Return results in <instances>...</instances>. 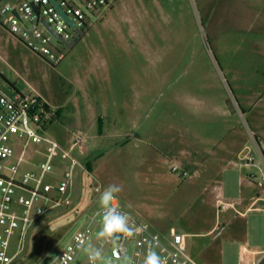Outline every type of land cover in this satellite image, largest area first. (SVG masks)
Instances as JSON below:
<instances>
[{
	"label": "rangeland",
	"instance_id": "obj_1",
	"mask_svg": "<svg viewBox=\"0 0 264 264\" xmlns=\"http://www.w3.org/2000/svg\"><path fill=\"white\" fill-rule=\"evenodd\" d=\"M6 24L0 17V87L10 95L34 90L56 117L55 107L64 105L43 133L58 146L43 184L55 189L69 183L64 195L69 205L47 208L21 242L20 229L13 232L8 255L19 251L11 264H50L85 215L99 209L98 197L110 183L122 186L119 205L150 232L185 233L186 251L197 262L239 264L246 245L257 252L255 264H264V202L244 216L214 206L211 194L219 188L228 200L254 192L238 186L235 170L206 175L191 164L202 161L196 150L216 130L207 124L214 121H201L182 104L184 88L199 93L200 83L215 97V76H264V0H115L88 16L82 36L64 48L56 66L12 37ZM76 140L79 144L69 150ZM49 151L46 143H31L17 178L38 176ZM19 153L15 146L11 164ZM173 165L178 172H171ZM54 189L47 202L35 206H51L59 197ZM11 211L22 213L16 206ZM212 227L216 231L206 234ZM102 250L104 261L98 264L114 263L109 248ZM131 250L129 245L128 258ZM71 264H87L85 252Z\"/></svg>",
	"mask_w": 264,
	"mask_h": 264
},
{
	"label": "built area",
	"instance_id": "obj_2",
	"mask_svg": "<svg viewBox=\"0 0 264 264\" xmlns=\"http://www.w3.org/2000/svg\"><path fill=\"white\" fill-rule=\"evenodd\" d=\"M114 1L55 0L73 26L55 8L51 0H0V17L5 18L6 30L12 37L50 65L56 66L64 57V48H67L63 42H70L75 37L77 29L83 31L87 27L90 14H99L103 9L110 8ZM55 119L56 114L48 102L34 90L10 95L0 87V264H11L18 254L19 250L13 255H8L10 239L15 230L20 229L21 242L29 224L47 208L69 205V198L64 197L68 182L61 183L55 189L43 184V176L51 170L50 157L53 151L58 149L57 144L45 138L43 133ZM42 142L50 146V151L47 161L41 165L39 175L24 174L18 179V167L25 149L31 143ZM79 142L80 140L74 141L69 150ZM15 146L20 148V153L15 164H11L9 160L14 154ZM255 149L256 154L247 147L241 150L235 165L256 172L249 174L247 179L258 189V193L252 198L251 206L260 210L255 206L259 202H264V143L256 140ZM64 154L68 156L69 152L65 151ZM178 171L176 165L171 167V172ZM180 174L182 177L188 176L185 171H181ZM53 189L57 191L59 197L52 200L51 206H35L40 200L47 202L46 194ZM95 190L99 191V188L96 187ZM114 203L123 210L118 201ZM13 206L21 208L22 213H13L11 211ZM98 210L85 215L83 225L74 231L50 264H71L90 241L102 249L109 248L115 264L127 257L129 245H132L130 259L135 264H142L150 243L159 245L157 251L167 257V264H202L187 253L185 234L171 229L167 236H159L150 232L143 222L132 215L136 225V234L133 237L121 239L118 246L97 239L96 233L100 227ZM261 210L264 213V209ZM85 213L81 212L80 217ZM256 253L250 252L246 245H243L239 254V264H255L254 259L248 261L247 257Z\"/></svg>",
	"mask_w": 264,
	"mask_h": 264
},
{
	"label": "crops",
	"instance_id": "obj_3",
	"mask_svg": "<svg viewBox=\"0 0 264 264\" xmlns=\"http://www.w3.org/2000/svg\"><path fill=\"white\" fill-rule=\"evenodd\" d=\"M214 30L216 32L215 27ZM215 77L217 82V95L215 97L207 95L208 91L202 83L199 84V93H193L185 88L183 91L182 104L184 110L198 116L201 121L210 123L214 121L213 125L207 124L210 129L216 130L214 138L203 141L202 144L205 147L199 149L200 153L197 150L196 153L194 152L198 154L199 159L202 158V161L195 160L191 164L193 166L198 165L202 173L206 175H209L213 170H221L222 176L224 172L237 171L238 186L254 193L249 197L247 195L245 197L243 191L240 193V197L228 200L224 188H219V191L211 195L214 206L218 207L220 212L227 213L231 211L232 215L237 213V215L244 216L248 211L255 210L251 206V201L258 190L247 179L250 168L237 166L235 162L239 152L245 147L256 154L255 141L264 143V76L257 79H254L253 76H246L245 78L241 76ZM78 80V83L81 82L80 77H78ZM252 80L256 83L254 84ZM80 88H82L81 85L78 86L76 92ZM99 90L100 88H98ZM94 93L98 94L99 92ZM237 98L240 103H238ZM55 108L59 114L64 105ZM58 114L56 118L59 117ZM82 124V119L78 118L77 126ZM82 208L77 207L76 210L79 211ZM216 229V227H212L206 234H213ZM248 257V261L253 259L251 255H248Z\"/></svg>",
	"mask_w": 264,
	"mask_h": 264
},
{
	"label": "clouds",
	"instance_id": "obj_4",
	"mask_svg": "<svg viewBox=\"0 0 264 264\" xmlns=\"http://www.w3.org/2000/svg\"><path fill=\"white\" fill-rule=\"evenodd\" d=\"M122 190L121 185L110 183L103 188L97 201L100 227L96 233V238L104 242H109L113 246H118L121 239H128L136 234V225L131 214L121 210L114 203L118 200ZM158 247V244H149L142 264H167V257L157 251ZM83 251L87 256L88 264H98V262L104 261V252L101 247L88 244ZM105 264H112V262L105 261ZM124 264H135V262L125 257Z\"/></svg>",
	"mask_w": 264,
	"mask_h": 264
},
{
	"label": "water",
	"instance_id": "obj_5",
	"mask_svg": "<svg viewBox=\"0 0 264 264\" xmlns=\"http://www.w3.org/2000/svg\"><path fill=\"white\" fill-rule=\"evenodd\" d=\"M51 1H52L53 5L55 6V8H56V9H57V10L63 15V17L68 21V23H69L71 26H73V23H72V22L66 17L65 14L62 13V11L60 10V8H59L58 5L56 4L55 0H51ZM46 26H47V28H49L48 25H46ZM82 34H83V31L77 29V30H76V35H75V37H74L70 42H63L64 45H65L67 48H71V47L75 44L76 40H78V39L82 36ZM112 264H115V263H112Z\"/></svg>",
	"mask_w": 264,
	"mask_h": 264
}]
</instances>
